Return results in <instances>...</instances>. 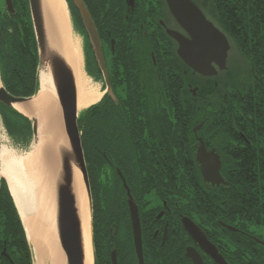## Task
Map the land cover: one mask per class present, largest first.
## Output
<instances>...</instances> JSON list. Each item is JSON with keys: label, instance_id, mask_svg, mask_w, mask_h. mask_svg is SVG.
I'll return each instance as SVG.
<instances>
[{"label": "flooded vegetation", "instance_id": "1", "mask_svg": "<svg viewBox=\"0 0 264 264\" xmlns=\"http://www.w3.org/2000/svg\"><path fill=\"white\" fill-rule=\"evenodd\" d=\"M18 1L12 0L10 14L0 0V25L16 17ZM82 1L101 55L95 56L83 20L69 1L86 73L101 94L90 116L99 167L93 194L98 213L92 217L94 264H264V174L259 167L264 163V122L254 134L250 125L214 124L212 110L198 109L197 101L200 91L208 100L226 99L237 89L233 80L242 74L239 61L231 69L229 64L235 50L252 66L238 90L253 88L248 86L254 80L263 83L247 52L264 50L258 38H251L264 34V0H190L228 43L224 67L212 64L211 76L198 74L178 56V43L169 32L187 35L165 0ZM234 15L246 37L240 44L231 37ZM165 99L177 100L182 108H165ZM187 104L190 108H184ZM259 106L264 112V101ZM172 114L174 143L166 133L169 126L163 125ZM198 114H206L207 126L188 124ZM200 140L206 161L219 160L222 183L204 180L196 160ZM170 146L172 154L156 155ZM190 226L199 230L197 238L187 230ZM17 247L3 242L0 257L22 264Z\"/></svg>", "mask_w": 264, "mask_h": 264}, {"label": "water", "instance_id": "2", "mask_svg": "<svg viewBox=\"0 0 264 264\" xmlns=\"http://www.w3.org/2000/svg\"><path fill=\"white\" fill-rule=\"evenodd\" d=\"M69 1L72 7H75L79 12L87 30L89 41L94 47L95 56L99 59L101 55L98 35L83 1ZM165 2L171 15L187 35L185 37L175 32H169L178 43L177 54L185 65L202 76H211L214 74L212 64L223 68L228 51V43L225 37L204 18L201 11L190 0H165ZM5 6L10 14L14 13L12 0H5ZM28 7L37 49L38 73L44 70L45 72H49L51 76L60 108L64 136V142L59 145L56 154L59 163L57 181L54 186L57 237L64 255V263L84 264L81 222L77 215L75 197L71 187L73 168L79 171L82 179L91 217V228L92 197L81 143V132L79 131L77 123L79 113L77 111L75 80L66 57L63 53L59 52V49L57 50L54 47L50 40L46 23L44 0H28ZM32 98L33 96L28 98L14 97L0 86V104L6 108L14 110V104L27 103ZM28 119L31 121L33 142H36L38 127L36 120ZM199 142L200 146L198 147L196 160L204 180L208 182L213 180L215 184L222 183L223 181L218 171L220 166L219 160L217 159L213 164L207 162L204 145L201 140ZM125 188L128 192L126 185ZM134 214L136 216V213ZM187 230L195 238L199 236L196 231L200 234L199 230L191 226ZM136 231L138 237L137 243L140 244L138 224ZM201 237L206 242L205 237L203 235ZM1 254H5L4 250ZM20 256L22 264H26L23 254Z\"/></svg>", "mask_w": 264, "mask_h": 264}, {"label": "bare ground", "instance_id": "3", "mask_svg": "<svg viewBox=\"0 0 264 264\" xmlns=\"http://www.w3.org/2000/svg\"><path fill=\"white\" fill-rule=\"evenodd\" d=\"M44 5L50 40L64 54L73 72L80 115L96 104L101 94L98 86L85 73L82 41L78 43L71 40L65 0H44ZM38 81V91L30 101L13 105L14 110L21 115L36 120V142L32 150L21 156L2 149L0 176L6 179L17 208L32 263L65 264L56 231L54 189L59 166L57 148L64 142L60 108L49 72L41 70ZM71 187L81 222L84 264H94L91 217L82 179L76 168H73Z\"/></svg>", "mask_w": 264, "mask_h": 264}, {"label": "trees", "instance_id": "4", "mask_svg": "<svg viewBox=\"0 0 264 264\" xmlns=\"http://www.w3.org/2000/svg\"><path fill=\"white\" fill-rule=\"evenodd\" d=\"M68 5H70L69 1ZM16 9V17L9 16L7 21L0 25V75L7 93L14 97L28 98L34 96L38 90L37 49L26 0L18 1ZM231 22L234 23V27H231L232 29L230 30L231 37L236 43L240 44V41L246 37H242L239 33L240 22L238 17L236 15L232 16ZM251 38H258L261 42L260 44H264V34L251 36ZM247 55H249L254 70L258 72L257 74H263L264 76V50L247 52ZM166 74L168 75V73ZM161 76L167 77L165 75ZM248 87L253 88L247 89L246 87L243 91H239L238 88L231 89L229 96L226 98L228 100L217 96L207 100L202 97L203 93L200 91L197 96L198 109L204 111L212 110L214 124L250 125L253 127L250 132L254 134L256 131L255 126H263L264 122V112H262V109L260 110L259 106V103L264 101V80L261 84L258 80H254L249 83ZM245 95L247 96L245 97ZM94 107L91 106L83 111L77 121L79 130L81 131L83 128L85 132V134L81 135V143L89 176L91 196H93L92 208L94 212L92 217L98 214L94 210L93 194L94 185L96 184V173L99 171V167L96 164L98 152L94 146L97 130L94 127V118L90 117L91 110ZM164 107L169 109L182 108L178 106V102L175 99H165ZM184 108H190V105L187 104ZM0 113L6 130L12 138L16 137V133L22 135V137L29 133V130L31 133L30 122L25 117L2 105H0ZM174 118L175 116L172 114V120L164 122L165 124L163 123V125L169 126L166 133L171 137L169 140L172 143L175 142L173 135L175 134L174 126L177 124ZM86 120H88L87 123H85ZM196 122H202L203 127L207 126L206 114H198L197 121L188 122V124ZM83 124H86L85 127ZM166 151L172 154L174 149L172 146L165 147L163 152L156 150V155H163ZM150 156L152 157L153 155L150 154ZM259 167L264 174V163ZM247 172H252V170ZM3 242H6L7 248L17 245V249L22 251L28 260L27 264H32L30 251L16 208L9 195L5 181L0 179V248ZM12 253L15 255V252L12 251ZM0 264H8V262L0 257Z\"/></svg>", "mask_w": 264, "mask_h": 264}, {"label": "rangeland", "instance_id": "5", "mask_svg": "<svg viewBox=\"0 0 264 264\" xmlns=\"http://www.w3.org/2000/svg\"><path fill=\"white\" fill-rule=\"evenodd\" d=\"M67 11H68V9H67ZM68 16H69V20H70L69 23H70V31H71V40H72V42L77 41L78 43H81V38H80L81 36L73 31L74 29H73L72 24H71L72 23L71 22L72 17L70 19V14ZM81 45H82V43H81ZM231 53H232L231 56L234 58L229 61L230 69H231V64L234 61L238 60L239 64L237 63L236 65L240 66L241 73H242L239 78L233 80V86H234V88L241 89V87L248 81V79H245L244 73L251 74L252 68L250 70L251 65L248 63V61L243 60L242 58L238 59L239 55H238V52L236 50L234 52H231ZM83 60H84V58H83ZM84 70L86 73L85 65H84ZM248 70H250V72ZM198 86H199L200 90H203L202 83H200ZM204 93H206V92H204ZM0 122H1L0 123V151L2 149H6V151L9 154H13L15 156H21L23 154H26L30 150H32V148L34 146L33 145L34 142L32 140L33 138H32V134L30 133V130H29V133H26V135H24L23 137H22V135L16 133V137L12 138L9 135V133L7 132L4 121L2 120L1 116H0ZM15 139H16V141H15ZM0 179H1V176H0Z\"/></svg>", "mask_w": 264, "mask_h": 264}]
</instances>
